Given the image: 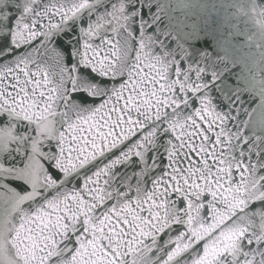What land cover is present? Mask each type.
<instances>
[{
	"label": "snow or ice",
	"instance_id": "1",
	"mask_svg": "<svg viewBox=\"0 0 264 264\" xmlns=\"http://www.w3.org/2000/svg\"><path fill=\"white\" fill-rule=\"evenodd\" d=\"M0 264H264V0H0Z\"/></svg>",
	"mask_w": 264,
	"mask_h": 264
}]
</instances>
